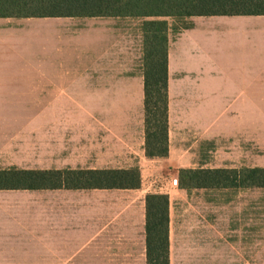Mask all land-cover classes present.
<instances>
[{"label":"crops","instance_id":"crops-1","mask_svg":"<svg viewBox=\"0 0 264 264\" xmlns=\"http://www.w3.org/2000/svg\"><path fill=\"white\" fill-rule=\"evenodd\" d=\"M183 19L190 26L179 33L169 24L168 156L227 135L232 123L245 134L256 111L264 148V14ZM142 24L0 16V170L158 167L161 158L146 153L145 77L133 58ZM147 193L144 185L0 188V264H147Z\"/></svg>","mask_w":264,"mask_h":264},{"label":"trees","instance_id":"trees-1","mask_svg":"<svg viewBox=\"0 0 264 264\" xmlns=\"http://www.w3.org/2000/svg\"><path fill=\"white\" fill-rule=\"evenodd\" d=\"M264 14V0H0V16H122L143 18L145 135L149 157L169 153L168 18ZM186 24L175 30L179 33ZM179 186L264 188V167L182 168ZM139 169L0 170V188H139ZM147 264H170V197L146 196Z\"/></svg>","mask_w":264,"mask_h":264},{"label":"rangeland","instance_id":"rangeland-1","mask_svg":"<svg viewBox=\"0 0 264 264\" xmlns=\"http://www.w3.org/2000/svg\"><path fill=\"white\" fill-rule=\"evenodd\" d=\"M168 20L172 34L187 24L184 19ZM137 52L134 51V63L137 60L139 69L144 71V37L138 43ZM252 113L256 118L248 123L245 134L236 133L235 123H232L227 135L205 139L188 153L177 150L173 157H161L157 168L139 171V187L144 185L147 194L161 193L170 197V264L171 253L173 264H181L177 260L183 257L225 259L206 264H264V188L188 191L180 188L178 181L182 168H240L260 164L264 148L258 143L259 112ZM179 155L183 157H175ZM183 248L223 251L214 255L178 254Z\"/></svg>","mask_w":264,"mask_h":264}]
</instances>
